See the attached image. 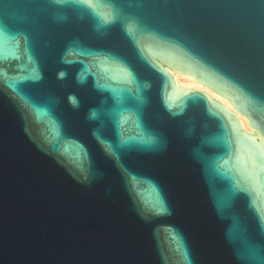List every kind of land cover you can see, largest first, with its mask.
I'll use <instances>...</instances> for the list:
<instances>
[{"label":"water","instance_id":"1","mask_svg":"<svg viewBox=\"0 0 264 264\" xmlns=\"http://www.w3.org/2000/svg\"><path fill=\"white\" fill-rule=\"evenodd\" d=\"M0 264H264V0H0Z\"/></svg>","mask_w":264,"mask_h":264},{"label":"bare ground","instance_id":"2","mask_svg":"<svg viewBox=\"0 0 264 264\" xmlns=\"http://www.w3.org/2000/svg\"><path fill=\"white\" fill-rule=\"evenodd\" d=\"M167 69L174 76V80H175L177 86H179L180 88H183L185 90L195 89V90H201L203 92H206L212 98H214L218 102L223 103L224 105H226L227 107H229L231 109V105L228 102V100L224 99L223 97H220L218 94H216L214 92L206 90V86L204 84L196 82L194 79H192L191 76L181 74V73H179V72H177L171 68H167ZM237 115L242 122V126H243L244 130H246L248 132H253L249 126L248 120L239 114H237Z\"/></svg>","mask_w":264,"mask_h":264}]
</instances>
